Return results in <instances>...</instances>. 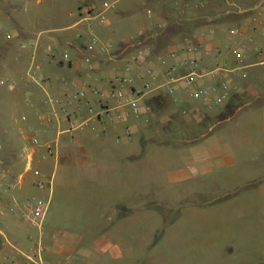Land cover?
<instances>
[{
  "label": "crops",
  "instance_id": "obj_1",
  "mask_svg": "<svg viewBox=\"0 0 264 264\" xmlns=\"http://www.w3.org/2000/svg\"><path fill=\"white\" fill-rule=\"evenodd\" d=\"M47 1V26L22 41L28 53L0 55V73L7 75L0 74L7 94L2 99L0 91V162L7 178L19 181L13 190H7L9 181L0 182V199L14 207L2 213L0 206V255L22 263L12 245L25 252L40 238L46 264H128V257L152 249L163 254L148 264H264V212L258 217L264 211V0H115L121 5L106 11L103 23L80 12L100 9V0ZM232 28L253 42L229 38ZM94 39L111 43L110 51L89 52ZM188 43L200 49L201 71L224 63L223 76L235 87L224 104L208 108L189 99L183 81L168 91V74L179 62L170 53ZM242 44L247 48L239 63L233 50ZM66 52L69 62L62 59ZM32 62L41 65L38 81L27 78ZM127 65L133 81L126 91L138 98L139 116L108 99L113 119L92 117L89 107L99 111L100 104L91 91L63 111L45 102L88 88L107 92L119 86ZM188 72L177 66L171 74ZM17 110L21 122L11 117ZM41 116L48 125L39 124ZM32 168L50 180L44 190L33 185ZM29 196L49 201L41 234L23 216ZM160 201L168 203V217ZM154 211L160 217L151 224L146 217ZM211 213L220 220L234 213L239 232L222 227L216 243L206 226L200 241L177 240L182 227L196 225L192 216L207 220Z\"/></svg>",
  "mask_w": 264,
  "mask_h": 264
},
{
  "label": "built area",
  "instance_id": "obj_2",
  "mask_svg": "<svg viewBox=\"0 0 264 264\" xmlns=\"http://www.w3.org/2000/svg\"><path fill=\"white\" fill-rule=\"evenodd\" d=\"M114 5L115 2L107 0L103 2L100 9H95L94 7L87 6L80 10V12H88L89 16L94 13L98 21L100 23H103L106 21V11L112 9ZM210 33H214V30H210ZM227 35L229 38L241 37L250 42H253V38L241 28H232L228 30ZM7 38H11V35L8 34ZM111 47L112 44L109 42L101 43L97 39H94L87 45V50L91 53H106L110 51ZM246 48L247 46L242 44L233 50V55L239 63H242L245 58ZM199 51L200 49L197 45L188 43L183 48L177 51H172L170 53V56L172 58H179V62L178 65L171 67L168 74V91L170 93H173L175 90L174 84L183 81L186 85L187 96L189 99L194 101H202L208 108H213L227 102L231 98L235 87L223 76V73H225L226 71L224 63L217 62L213 69L201 71V61L197 56ZM62 59L63 61L69 62V54L67 52L64 53ZM166 62L167 61L165 58H160V63L162 65H165ZM177 66L188 68L190 69V72L182 77H175L171 73L176 69ZM142 67L143 71L147 74L152 82L157 81L158 75L151 67L144 65ZM40 71L41 65L39 63L32 62L30 69L27 72V78L29 80L38 81L36 76ZM132 72L133 66L127 65L122 71V74L117 77L118 81L120 82L119 86L112 87L107 92H102L95 88H88L89 90L85 89L69 93L66 98L63 99L50 97L47 98L45 102L54 106H60L61 110L63 111L65 105L71 104L73 102H79L85 99L88 91H91L94 95L99 97L100 104L99 111H94L92 107H89L88 111L92 115V117L101 118L102 116L106 117L107 119H113L114 113L112 109L106 107L104 104V102L108 99L115 100L117 102V105L120 107H128L134 115L139 116L140 105L138 102V98L126 91V86L130 85L133 81ZM215 79L219 80L218 83L213 82V84L211 85L204 86L205 82L213 81ZM1 83H6L13 87H15V85L17 84L16 81L9 79H2ZM145 88L150 89V84H146ZM25 119L26 117H23V120ZM49 121V118L45 116H41L39 118V124L41 126L48 125ZM31 141L34 145H37L39 143L38 135L34 134L31 138ZM53 151L54 147L52 145H49L47 147V154L51 155ZM30 170H32V174L34 176L33 185L39 190H44L49 185L50 180L42 173L40 169L32 168ZM7 177L8 175L4 171L2 163L0 162V182L4 183L5 181H9L7 190L16 189L19 185V181L9 180ZM0 206L3 209L2 213L14 211V207L11 204L5 203L4 200L1 199ZM22 207L23 216L26 219H29V221L40 230L41 234V224L48 211L49 201L42 197L29 196L25 201H23ZM12 248L18 255L22 256V263H18L17 257L4 254L0 255V264H46L44 260L46 247L40 241V238L32 247L28 249V251L22 252L20 251L19 247L14 245H12Z\"/></svg>",
  "mask_w": 264,
  "mask_h": 264
},
{
  "label": "rangeland",
  "instance_id": "obj_3",
  "mask_svg": "<svg viewBox=\"0 0 264 264\" xmlns=\"http://www.w3.org/2000/svg\"><path fill=\"white\" fill-rule=\"evenodd\" d=\"M101 4L104 1L107 0H100ZM108 1H113L115 2V5L112 9L110 10H115L117 9L118 5L115 0H108ZM51 7L48 4L47 0H0V55L1 59L3 58V54L7 53V56L11 54L15 55H21L22 53H28V46L22 47V41H26L27 38H35L38 30H40L42 27L47 26L48 19L51 17ZM10 34L12 35L11 38H7V35ZM29 36V37H28ZM28 56V55H26ZM0 59V60H1ZM30 55L28 56V60L26 58V64L30 62ZM39 61V59H37ZM1 74V73H0ZM7 75L1 74V77L6 78ZM1 95L2 99L5 97L7 99V94L5 92V89L1 86ZM22 111L17 110L15 114H12L11 117L15 118L16 120H20L22 116ZM5 121V116L2 118V122ZM21 122V120H20ZM157 203V202H155ZM160 205V208L162 209V212H164L165 216L168 217V213L170 212V209L168 208V203L165 202H158ZM157 203V204H158ZM234 207H230V210H233ZM54 209V208H53ZM264 212L260 211L258 213L259 215ZM154 215H150L146 217V220L148 219V222H151V224H155L160 217L159 212L154 211ZM82 214V212L80 213ZM211 217L207 220L201 219L199 216H192L191 221L192 224L195 223L196 225L190 226V227H182L181 234L177 237V240H192V241H200L202 238L201 235V230L202 227L208 226L211 233H209L210 238L213 237V239H216L217 243V238H216V232L220 231L222 227H225L228 229V231H231L232 233L239 232L241 226L235 225V218L232 215L226 217V220L223 218L220 220V217H215L212 215ZM62 217V216H61ZM264 219V216H263ZM70 222H62L63 225H68L69 226ZM102 232H96L95 236L98 237L101 235ZM93 234H91L92 236ZM162 246L158 245L159 250H163ZM164 250L166 253L169 254L168 247L166 245ZM155 249L150 250L151 255L148 253H140L138 258H134L133 260L128 257V264L130 263V260L133 261V264H148L147 262L149 261L148 258L151 257L152 255L157 256V255H162L163 253H158L154 251ZM215 250V249H213ZM131 252V251H130ZM131 253H129L130 256ZM167 255V254H166ZM187 256H194V258H190L188 262H197L196 256L192 254H186ZM165 256V255H164Z\"/></svg>",
  "mask_w": 264,
  "mask_h": 264
},
{
  "label": "trees",
  "instance_id": "obj_4",
  "mask_svg": "<svg viewBox=\"0 0 264 264\" xmlns=\"http://www.w3.org/2000/svg\"><path fill=\"white\" fill-rule=\"evenodd\" d=\"M161 234V233H160Z\"/></svg>",
  "mask_w": 264,
  "mask_h": 264
}]
</instances>
